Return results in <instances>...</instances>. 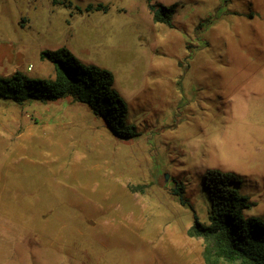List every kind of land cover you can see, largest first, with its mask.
Listing matches in <instances>:
<instances>
[{"label": "rangeland", "instance_id": "rangeland-1", "mask_svg": "<svg viewBox=\"0 0 264 264\" xmlns=\"http://www.w3.org/2000/svg\"><path fill=\"white\" fill-rule=\"evenodd\" d=\"M151 1L172 25L148 0H0V75L53 77L40 53L65 45L114 73L136 126L0 99V264H207L187 230L208 221L210 168L264 220V0Z\"/></svg>", "mask_w": 264, "mask_h": 264}, {"label": "trees", "instance_id": "trees-1", "mask_svg": "<svg viewBox=\"0 0 264 264\" xmlns=\"http://www.w3.org/2000/svg\"><path fill=\"white\" fill-rule=\"evenodd\" d=\"M148 8L154 21L172 25L175 5L148 0ZM40 56L53 63L55 75L33 77L20 70L0 75V99L23 104L71 97L102 117L115 134L136 135V126L126 122L128 105L115 88L110 69L83 62L65 45L42 50ZM239 182L236 173L218 168L208 169L203 176L210 203L208 221L201 222L194 214L195 221L187 233L203 239L202 255L207 264H264V220L244 214L255 202L234 187ZM173 193L188 203L180 185Z\"/></svg>", "mask_w": 264, "mask_h": 264}, {"label": "water", "instance_id": "water-1", "mask_svg": "<svg viewBox=\"0 0 264 264\" xmlns=\"http://www.w3.org/2000/svg\"><path fill=\"white\" fill-rule=\"evenodd\" d=\"M166 179L168 178V175L166 174V177H165Z\"/></svg>", "mask_w": 264, "mask_h": 264}]
</instances>
